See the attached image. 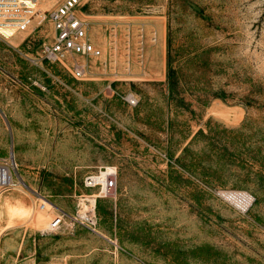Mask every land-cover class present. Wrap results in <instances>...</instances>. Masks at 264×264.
Segmentation results:
<instances>
[{"label":"rangeland","instance_id":"rangeland-1","mask_svg":"<svg viewBox=\"0 0 264 264\" xmlns=\"http://www.w3.org/2000/svg\"><path fill=\"white\" fill-rule=\"evenodd\" d=\"M61 1L1 30L0 159L19 188L0 191V264H264V0H88L104 57L75 56L81 79L43 53ZM116 170L96 201L85 175ZM42 196L59 231L35 224ZM92 210L95 229L71 224Z\"/></svg>","mask_w":264,"mask_h":264},{"label":"built area","instance_id":"built-area-1","mask_svg":"<svg viewBox=\"0 0 264 264\" xmlns=\"http://www.w3.org/2000/svg\"><path fill=\"white\" fill-rule=\"evenodd\" d=\"M38 0H0V10L4 17L0 22V28L13 30L12 36L27 29L30 21H34L37 15L35 5ZM87 5L84 0H64L53 11L49 13L55 35L51 45L44 48L45 57L50 60H60L67 56L97 57L102 56V50L98 48L90 36V23L82 17L83 10ZM0 36L6 35L0 30ZM88 64L74 62L72 73L75 78L81 79L89 71ZM139 102L136 98H130L132 106ZM15 165L9 158L0 159V189L13 185L15 179ZM85 189L95 191L97 200L103 193L104 196H112L118 189L117 170L114 173L102 176L100 171L87 173L83 180ZM92 194V195H93ZM88 203H90L88 201ZM45 206L44 204L42 207ZM96 207V206H95ZM73 226L84 225L91 229L96 226V213L92 211H76L69 215ZM64 216L55 215L49 225L48 232L59 231L64 226Z\"/></svg>","mask_w":264,"mask_h":264},{"label":"bare ground","instance_id":"bare-ground-1","mask_svg":"<svg viewBox=\"0 0 264 264\" xmlns=\"http://www.w3.org/2000/svg\"><path fill=\"white\" fill-rule=\"evenodd\" d=\"M50 1L51 0H38L37 4L35 5V11L37 12V15H36L35 18H37V17H45V11L43 9H41V6L42 5H46ZM63 1H61V3ZM86 1H88V0H84V2H86ZM0 13H1V10H0ZM81 15L84 18V13H82ZM3 19H4L3 15L0 14V22H2ZM34 21H30V23H29V25H28V27H27V29L25 31H27L33 25ZM52 26H53V24H52ZM2 29H10V28L1 27L0 30H2ZM10 30H12V29H10ZM53 30H54V26H53ZM89 33H90V31H89ZM54 35H55V30H54ZM90 36L93 39V41L95 42V40L92 37L91 33H90ZM95 44H96V46L98 48H100L102 50V56H100L99 58H103L104 57V49H103V47L99 46L96 42H95ZM74 57H72V60H71V58H69V61L71 60V62L73 61V63L74 62H78V63H81V64L85 65L80 60L74 59ZM76 57L77 58L78 57L86 58L84 56H76ZM90 58H97V57H90ZM88 72L89 71H87V73ZM87 73L85 74V76L87 75ZM18 188H19L18 183L15 182L11 186L1 188L0 191H5V190H9V189H18ZM227 195L232 197L233 199H235L241 206H245V207H246V204H248L247 202H249L248 200H250V199L247 198L248 194H245V195L242 194V197H241V194L237 195V194H234V193H227ZM40 200H41L42 203L40 204L39 213L43 217V220L38 222V223H35V224L36 225H41L42 226V228H41L42 231H47L49 229V225H50V223H51V221H52V219H53V217L55 215L64 216V220H65L66 214H65L64 210L61 207L57 206L55 203H53L51 200L45 198L44 196H42ZM94 200H96V199H94ZM43 204L45 206L42 207ZM64 224H66V222Z\"/></svg>","mask_w":264,"mask_h":264}]
</instances>
